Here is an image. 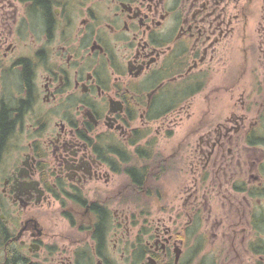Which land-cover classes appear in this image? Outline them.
Masks as SVG:
<instances>
[{"label":"flooded vegetation","instance_id":"af4514ba","mask_svg":"<svg viewBox=\"0 0 264 264\" xmlns=\"http://www.w3.org/2000/svg\"><path fill=\"white\" fill-rule=\"evenodd\" d=\"M0 118V264H192L210 195L212 264H264V0H0Z\"/></svg>","mask_w":264,"mask_h":264},{"label":"rangeland","instance_id":"374dc122","mask_svg":"<svg viewBox=\"0 0 264 264\" xmlns=\"http://www.w3.org/2000/svg\"><path fill=\"white\" fill-rule=\"evenodd\" d=\"M196 118V115L189 120L185 125H181L179 122H176L175 124L171 125V128L166 130L159 136L157 137V141L160 145H163L164 143H167V149L166 151L168 153H172L173 151L171 150V147L178 143L181 139L189 137L190 133V128L192 126V121ZM194 137H197V135H193ZM171 175V174H170ZM170 179V177H169ZM210 179L211 178H206L205 183H202V187H206V185L209 183L210 185ZM177 181L178 178L176 179V184L170 183L169 185L171 188H168V191L163 194H153V198L151 199L152 203L150 206V209L148 212L142 217H148L151 215V217L157 218V217H164L167 224L170 225V227H174L178 220L177 218L178 213H177V207L179 205V198L180 195L178 194L177 191ZM161 196H163V203L167 207L166 209H163V204L156 200V197L158 199H161ZM238 196V195H237ZM216 198V197H215ZM222 200L220 198H216V206L219 207V201ZM212 209V195L208 196V199H205L201 203V210H200V217L198 221H196L194 227L187 233L190 235L191 241H189L188 245L191 250L196 249L195 251L198 252L200 250V254L198 253L197 261L193 262L192 264H212V257L210 255V231H209V226L206 221V218L209 217L210 211ZM180 215V214H179ZM237 213L235 210H232L231 214H228L226 217L228 219V223L232 221H240V216H236ZM180 215L182 223H185L187 220V216L185 215ZM195 217V216H193ZM218 219L213 220V229L212 232H214L215 226L218 224ZM55 222H62V218L60 216L54 217ZM50 222H48L47 230L51 231L52 226L49 225ZM213 238V236H212ZM213 244V240H212ZM198 249V250H197Z\"/></svg>","mask_w":264,"mask_h":264},{"label":"trees","instance_id":"16d2710c","mask_svg":"<svg viewBox=\"0 0 264 264\" xmlns=\"http://www.w3.org/2000/svg\"><path fill=\"white\" fill-rule=\"evenodd\" d=\"M3 120V119H2ZM1 118H0V121H2ZM153 194L154 193H149V194H146L147 196H151V199L153 198Z\"/></svg>","mask_w":264,"mask_h":264}]
</instances>
